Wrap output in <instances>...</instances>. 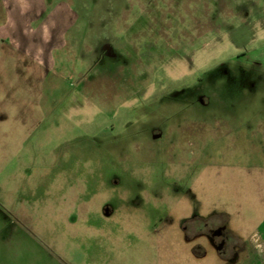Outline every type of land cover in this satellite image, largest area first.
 Wrapping results in <instances>:
<instances>
[{
  "label": "rangeland",
  "instance_id": "1",
  "mask_svg": "<svg viewBox=\"0 0 264 264\" xmlns=\"http://www.w3.org/2000/svg\"><path fill=\"white\" fill-rule=\"evenodd\" d=\"M11 2L0 264H264V0Z\"/></svg>",
  "mask_w": 264,
  "mask_h": 264
},
{
  "label": "crops",
  "instance_id": "2",
  "mask_svg": "<svg viewBox=\"0 0 264 264\" xmlns=\"http://www.w3.org/2000/svg\"><path fill=\"white\" fill-rule=\"evenodd\" d=\"M11 1H13V0H0V10L3 8V14H4V18H3L4 20H2V22L0 23V36L3 33H5L6 30L8 31V29H10V25L13 22V17L16 14V10L11 5V3H12ZM32 14H33V19L39 21L40 13L38 14V12L35 11ZM52 14H54V13H52ZM77 26H78V24L76 21H74V22H71V21L63 22L62 25H59L58 27H56L53 30V32H51V35L49 34V31H48L47 27L45 26V23L43 24V26H41L40 29L42 32V36L45 37L46 39H48L49 42L46 43L47 51L41 52V50H40V55H36V58H35V60L37 61V64L42 67L36 71V73L39 76L45 75V73L48 71V70H45L47 68L46 62L49 61V58H48L49 55L51 57V53L48 51L52 50L53 48H56L57 45L60 46V45L67 44V42L65 41V37H67V35H69V33H72V31L74 29H78L79 27H77ZM26 56H28V54H26ZM13 74L16 75L15 73H13ZM8 118H9V116L7 114L0 111V122L5 121Z\"/></svg>",
  "mask_w": 264,
  "mask_h": 264
},
{
  "label": "flooded vegetation",
  "instance_id": "3",
  "mask_svg": "<svg viewBox=\"0 0 264 264\" xmlns=\"http://www.w3.org/2000/svg\"><path fill=\"white\" fill-rule=\"evenodd\" d=\"M101 52L106 56V59H118V60L122 61L123 63L126 62V59H124V57L120 53L119 54L116 53V51H114V49H112L110 51L109 47H101V48L97 47V50H96V55H97L96 61H97V63L100 60V53ZM103 59H104V57L102 58V60ZM222 230L223 229H220V228L212 229V236L216 239L215 244L217 246H219V244L221 245V243L224 242L223 251H225L227 254L229 253V255H226V256H230L231 258H234L236 261L238 259V255H239V251H237V250L239 249L240 242L238 244H233V242H232L233 241L232 239L234 237L233 234H229L227 232L225 233ZM204 232H199V233H197V235L202 234Z\"/></svg>",
  "mask_w": 264,
  "mask_h": 264
}]
</instances>
